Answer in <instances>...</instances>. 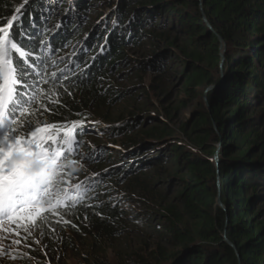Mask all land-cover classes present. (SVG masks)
<instances>
[{
	"label": "trees",
	"instance_id": "trees-1",
	"mask_svg": "<svg viewBox=\"0 0 264 264\" xmlns=\"http://www.w3.org/2000/svg\"><path fill=\"white\" fill-rule=\"evenodd\" d=\"M50 1L28 0L23 4L0 0V27L7 28L12 24L10 33L23 29L32 32L41 41L35 55L48 61L46 67L49 73L57 72L51 71V68L59 63L57 57L61 47L69 43L65 37L67 32L80 37L78 26H71L67 31L66 23L61 31L48 33L51 26L45 24L43 11L47 9L44 10L43 5L45 3L48 8ZM74 1L81 6V0ZM128 2H119L117 20L107 32L103 53L88 63L87 58L97 53V47H92L83 61L81 55L73 56L58 66L68 77L61 78L63 88L57 85L60 103L50 104L47 99L38 101L32 119L63 123L64 117H67L68 127L73 121L83 120L86 130H99L93 127L98 124L91 123V117L95 115L109 121L110 117L106 116L108 107L123 97L117 94L116 89L115 92L105 91L102 83L122 72L119 62L124 58V43L130 38L135 39L137 34L153 44L167 40L169 31L183 36V44L178 55L173 57V63L178 71L177 77L183 81L185 96L194 97L197 91L215 86L221 77L220 49L224 41L228 46L224 53L225 82L218 92L210 95L212 110L206 105L199 110L191 123L181 127L180 137L174 144L163 140L173 136L166 121L154 122L144 128L146 139L141 141L142 144L124 153L128 156L154 150L170 156L172 171L178 175L172 203L161 204L162 198L157 200L155 195L151 196L152 187L148 188L146 180H131L129 187L138 192L136 200H140L144 193L149 196L159 213L148 210L151 218L154 215L157 219H151L149 227L150 236L156 241V252L150 264H264V222H256L251 217L252 203L263 195L253 193L254 201L244 198L245 191H256L254 185L261 182L260 178L264 180V134L256 132L255 126L263 123L264 110L260 112L262 117L255 119L248 117L247 112L251 103L264 104V0ZM132 7L137 8L133 15L139 14L140 9H148L130 23L125 19L128 10L124 9ZM18 8L19 12L16 11ZM155 21L160 22L159 33L155 32ZM50 23H53L51 18ZM248 35L251 36L250 41L245 40ZM173 39L169 45L175 47L177 38L174 36ZM43 41H48L47 46ZM87 49L88 43L82 50L85 52ZM139 65L142 69L146 64L142 62ZM213 68L216 69L215 74L212 73ZM46 78L50 83L41 84L45 91L52 86L51 78ZM69 92L72 95H68ZM125 100L138 115L146 108V105H136L131 97ZM41 105L51 107L52 111L44 112ZM41 112H44L42 116ZM135 118L119 120L122 121L120 128L131 131L139 127L135 126ZM219 150L222 163L217 168L215 157ZM257 151L258 154L254 155ZM72 156L69 160H74ZM256 156L259 157L254 160ZM160 159L156 157L149 164L154 165ZM73 168L77 169L76 165L65 169V173L71 172V176L79 177L80 171H73ZM102 176L96 175L97 179L93 181H83L85 178H82L80 182H85L83 185L91 189L82 203L70 210L59 209V215L49 213L47 221L42 222L43 231L55 228L63 235L68 231L81 238L82 244L83 237H88L87 264H107L98 256L106 257L110 251L128 256L119 241L126 235L118 230L123 227L124 216L111 204L108 190L99 183ZM66 178L68 180L69 176L66 175ZM219 199L223 208L218 205ZM141 201L146 202L144 198ZM48 237L45 245L46 249L50 247L49 252L60 246L64 251L72 247L66 245L65 236L61 238V245L58 238ZM226 239L236 250L228 245ZM170 249L178 251L170 253Z\"/></svg>",
	"mask_w": 264,
	"mask_h": 264
},
{
	"label": "rangeland",
	"instance_id": "rangeland-1",
	"mask_svg": "<svg viewBox=\"0 0 264 264\" xmlns=\"http://www.w3.org/2000/svg\"><path fill=\"white\" fill-rule=\"evenodd\" d=\"M14 1L25 4L26 0ZM81 1V6L76 4L74 0H57L58 3L56 0H51L48 8H46L45 3L43 5L44 10L47 9L43 11L45 24L51 26L48 33L58 32L59 29L61 31L62 25L66 23L67 31L70 30L71 26L73 28L78 26L80 34V37H77L72 35L70 31L67 32L65 37L68 38L66 41L69 43L59 50L57 57L59 63L54 65L51 71L56 70L59 72L62 67L58 66L64 60H71L73 56L78 57L81 55L80 59L83 61L89 55L92 47H97V53L86 60L90 63L91 59L103 53L101 52L102 47L105 48L107 45L105 42L107 32L117 20V9L120 0ZM107 5L110 7H107ZM136 9V7L124 9L128 10L125 14L127 21L133 22L137 16H140L148 8L143 11L140 9L139 14L133 15ZM50 18L53 23H50ZM153 25L156 27L155 32L159 33L161 29L160 22L155 21ZM169 34L167 40H161L155 44L139 34L135 36V39L130 38L129 41L124 43L126 45L122 51L124 58L119 62L122 72L112 80L102 83L105 91L113 92L116 89L117 94L123 97H119L117 103L108 107L106 116L110 117L109 121L97 118L95 115L91 117L90 122L98 124V126L93 127H98L99 130L87 129L81 137L82 145L75 149L76 153L71 157L79 161L76 167L80 172L78 173L79 177L71 176L68 178V182L71 184L82 180V178H85L83 181L87 179L93 181L97 179V173L103 175L99 183L103 184L105 190H108L111 204L117 207L124 216L123 227L118 228V230L123 231L121 233L126 235L120 238L119 241L122 244V250L126 251L128 256L111 251L106 257L98 256L101 261H105L107 264H150L156 252V241L150 236L149 227L152 220L157 221V219L154 215L151 218L152 215L149 214L148 210L159 214L158 211H155L157 206L145 193L140 196V200H136L135 197L138 192L130 189L131 180H146L148 188L149 186L152 187L150 188L152 189L150 195H155L157 200L162 198L163 202L161 201V204L172 203L178 184L176 180L178 175L175 171H172L170 156L154 150L152 152L143 151L141 154L133 153L128 156L124 153L131 150L132 147L140 146L141 141L146 139L144 128L151 125H147L149 118L158 116L166 121L172 130L173 136L166 137L163 140L174 144L180 137L181 127L191 123L199 110H203L205 105L212 110L210 99L208 101V93L211 87L197 91L194 97L185 96L183 81L177 77L178 71L173 63V57L178 55L180 46L183 44L181 42L183 36L170 31ZM174 36L177 38V46L172 47L169 43L174 40ZM245 40L250 41L251 36H245ZM87 43L88 49L83 52L82 49ZM227 48V44L222 41L223 54ZM142 62L146 65L140 69L139 64ZM215 72L216 69L213 68L212 73L215 74ZM128 97L133 98L136 105H146L145 110L139 112V115L135 113L131 108V104L125 100ZM249 107L248 117H254L253 119L262 117L260 112L264 110L263 103L254 102ZM144 114L145 116H143ZM130 117L138 118H135L137 120L135 126L139 127L131 131L120 128L122 126L121 122ZM117 118L123 120L119 122ZM116 123H118L116 128H111ZM255 126L257 128L256 132L264 134V120L262 124H255ZM126 133L128 134L125 135ZM89 153H94L95 158H86ZM257 154L258 151L254 153V155ZM82 157L85 158L82 159ZM156 157L161 158L160 162L154 165L149 164ZM258 157L256 156L254 160ZM65 179H67L66 176ZM260 179L261 182L254 185L257 190L255 191L253 187V191L252 189L248 191L249 193L245 191L244 195V198H252L253 201L255 195H263L252 203L253 213L251 217L256 222H264V180ZM143 198L146 201L145 203L141 201ZM42 225L43 223L40 222L39 227L35 228L30 236L23 230H20L19 235H16L14 230L11 234L0 230V264H23V262L30 264H87L88 253L86 248L90 242L88 237H83L84 243L82 244L80 243L81 238L78 239L68 231L64 232L65 235L55 228H48L43 231ZM2 227L0 225V228ZM10 227L12 229L16 228V226ZM42 232L44 233L43 236H41ZM48 236L58 238L59 245L62 242L61 238L65 236L67 240V244H65L68 248L69 246L72 247L64 251L60 246L57 250L53 249V252H49L50 247L46 249L45 245V242L49 239ZM15 239H19L21 243L14 244ZM176 251L178 250L170 249V253ZM12 257L16 258L12 259Z\"/></svg>",
	"mask_w": 264,
	"mask_h": 264
},
{
	"label": "snow or ice",
	"instance_id": "snow-or-ice-1",
	"mask_svg": "<svg viewBox=\"0 0 264 264\" xmlns=\"http://www.w3.org/2000/svg\"><path fill=\"white\" fill-rule=\"evenodd\" d=\"M11 27H0V230L9 234L14 230L16 235L23 230L30 236L40 222L47 221L49 213L59 215L61 208H75L91 190L83 184L74 185L75 191L63 186L68 183L65 176L72 175L65 169L79 163L69 157L82 145L86 129L83 120L68 127L67 117L63 123L32 119L38 101L60 103L57 85L63 88L61 78L68 77L63 70L48 72V61L35 55L41 41L32 32L10 33ZM43 43L47 46L48 41ZM46 77L52 85L47 91L41 88L50 83ZM41 107L44 112L52 111L47 105ZM86 158L94 159V153Z\"/></svg>",
	"mask_w": 264,
	"mask_h": 264
},
{
	"label": "water",
	"instance_id": "water-1",
	"mask_svg": "<svg viewBox=\"0 0 264 264\" xmlns=\"http://www.w3.org/2000/svg\"><path fill=\"white\" fill-rule=\"evenodd\" d=\"M27 1H28V0H27ZM201 1H202V0H201ZM25 2H26V1H25ZM220 59H221V61H220L221 77L218 79V82L216 83V85L213 86V87H211V89H210V91H209V93H208V101H209V99H210V95H211V94H214V93H216V92H218V91L222 88V86H223V84H224V82H225V74H224V60H225V59H224V54H223L222 49H221ZM160 120H163V119L160 118V117H158V116H157V117L149 118V119L147 120V125H148V124H152V123H154V122H158V121H160ZM215 161H216L217 168H220L221 163H222V161H221V150L218 151V153H217V155H216V157H215ZM219 188H220V181H219ZM218 205H219L221 208H223V205H222L220 199L218 200ZM226 242L228 243V245H229L232 249L236 250V247H235L232 243H230L227 239H226Z\"/></svg>",
	"mask_w": 264,
	"mask_h": 264
}]
</instances>
